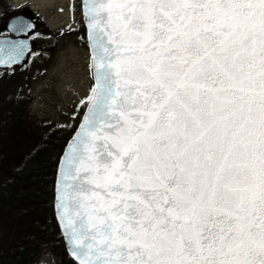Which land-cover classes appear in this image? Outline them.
Instances as JSON below:
<instances>
[{"label": "snow or ice", "instance_id": "obj_1", "mask_svg": "<svg viewBox=\"0 0 264 264\" xmlns=\"http://www.w3.org/2000/svg\"><path fill=\"white\" fill-rule=\"evenodd\" d=\"M81 12L93 84L49 204L72 264H264V0ZM0 52L6 71L35 55Z\"/></svg>", "mask_w": 264, "mask_h": 264}, {"label": "rangeland", "instance_id": "obj_2", "mask_svg": "<svg viewBox=\"0 0 264 264\" xmlns=\"http://www.w3.org/2000/svg\"><path fill=\"white\" fill-rule=\"evenodd\" d=\"M16 15L35 24L29 36L35 55L14 77L2 78L13 81L17 93L24 98L20 110L32 137L50 130L49 135L67 138L84 108L81 101L92 86L79 4L71 0H0V37L6 36V21ZM3 74L0 71V76ZM46 216L53 219L52 211ZM67 258L62 241L55 240L36 262L72 264Z\"/></svg>", "mask_w": 264, "mask_h": 264}, {"label": "trees", "instance_id": "obj_3", "mask_svg": "<svg viewBox=\"0 0 264 264\" xmlns=\"http://www.w3.org/2000/svg\"><path fill=\"white\" fill-rule=\"evenodd\" d=\"M3 73L12 75L0 76V264H34L45 247L61 242L54 219L46 214L55 166L68 137L49 135L50 130L32 137L20 110L24 98L13 81L2 78L18 71ZM22 207L30 210L27 215L21 214Z\"/></svg>", "mask_w": 264, "mask_h": 264}, {"label": "water", "instance_id": "obj_4", "mask_svg": "<svg viewBox=\"0 0 264 264\" xmlns=\"http://www.w3.org/2000/svg\"><path fill=\"white\" fill-rule=\"evenodd\" d=\"M79 6H80V19H81V24L84 28V38H85V44H86V48H87V52H88V55H89V51H88V33H87V29L85 27V24H84V18H83V15H82V12H81V0H80V3H79ZM17 18H22L26 23H30L31 25L34 26V24L30 21L29 18L25 17V16H22V15H18V16H15V17H12L10 18L9 20L6 21L5 23V31L6 33L8 34L7 36H1L0 39H8V40H11V41H27V47L31 50V43H30V40H29V36L33 33L34 31V27L33 29L29 30L28 31V34L25 35L24 33H14V32H10L7 28V24L11 23L12 21L16 20ZM4 53L3 52H0V56H3ZM29 59V58H28ZM28 59H25L23 61L22 64H19V65H11L10 67H8V71H18L20 70L25 64L26 62L28 61ZM5 67L6 66H3V65H0V71L2 70H5ZM91 81H92V84H93V80L91 78ZM85 111V109L83 108L80 116H79V119L77 121V124L75 127H78L79 126V122L80 120L83 118V112ZM73 134V132L71 133V135ZM71 135L67 138V140L65 141V144L62 148V150L64 149V147L66 146V142L71 138ZM62 150H61V153H62ZM60 153V154H61ZM57 164V163H56ZM55 171H56V166H55ZM55 171H54V174H55ZM55 221V220H54ZM56 224V223H55ZM57 226V225H56ZM58 229V228H57ZM58 232H59V235H60V231L58 229ZM61 237V235H60ZM61 240H62V243H63V247H64V251L66 253V255L68 256V258L72 261L71 257H69V255L67 254V250H66V245H65V242L63 240V238L61 237ZM35 264H45L43 262H36Z\"/></svg>", "mask_w": 264, "mask_h": 264}, {"label": "flooded vegetation", "instance_id": "obj_5", "mask_svg": "<svg viewBox=\"0 0 264 264\" xmlns=\"http://www.w3.org/2000/svg\"><path fill=\"white\" fill-rule=\"evenodd\" d=\"M71 1H73L74 3H78V4L80 3V0H71ZM79 8H80V6H79ZM16 16H18V15H16ZM13 17H14V16H13ZM30 17L36 19V18H35L34 16H32V15H30ZM10 18H12V17H10ZM10 18H9V19H10ZM9 19H8V20H9ZM31 22H32V21H31ZM33 24H34V23H33ZM34 25H35V24H34ZM6 35H8V34L6 33Z\"/></svg>", "mask_w": 264, "mask_h": 264}]
</instances>
